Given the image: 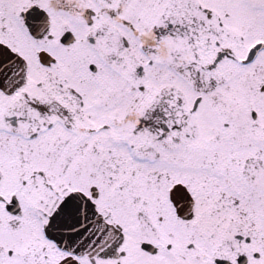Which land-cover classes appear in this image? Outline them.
<instances>
[{
  "label": "snow or ice",
  "instance_id": "6c2138e0",
  "mask_svg": "<svg viewBox=\"0 0 264 264\" xmlns=\"http://www.w3.org/2000/svg\"><path fill=\"white\" fill-rule=\"evenodd\" d=\"M0 264H264V0H0Z\"/></svg>",
  "mask_w": 264,
  "mask_h": 264
}]
</instances>
